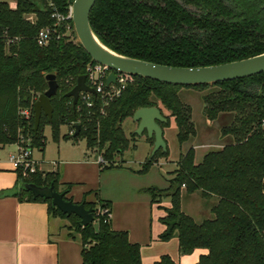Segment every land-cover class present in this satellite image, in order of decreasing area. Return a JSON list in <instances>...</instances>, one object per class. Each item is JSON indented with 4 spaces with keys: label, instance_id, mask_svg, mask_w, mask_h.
I'll return each mask as SVG.
<instances>
[{
    "label": "trees",
    "instance_id": "trees-1",
    "mask_svg": "<svg viewBox=\"0 0 264 264\" xmlns=\"http://www.w3.org/2000/svg\"><path fill=\"white\" fill-rule=\"evenodd\" d=\"M13 1L12 6L9 0H0V148L22 136L30 138L31 148L44 151L45 125L54 138L60 126L67 125L64 137L83 138L88 149L113 161L128 145L123 120L137 108L157 107L158 102L169 111L161 127H167L172 117L181 144L195 135V128L191 108L181 102L178 90H208L202 96L204 114L209 120L232 114L231 122L221 128L232 140L206 152L197 163L194 148H188L166 191L154 186L144 189L151 203L161 192L170 197V206L160 218L165 228L159 238L176 237L179 254L205 249L194 264H264V73L195 86L133 76L107 103L93 95L91 106L78 99L73 108L65 94L86 73L87 64L95 62L77 41L71 19L55 27L58 38L45 45L36 41L40 29L54 26L51 13L66 15L73 0ZM89 22L101 42L114 51L164 65H216L264 52V0H96ZM49 73L55 74L58 84L50 97L52 119L42 115L34 132L33 103L47 89ZM23 109L29 110L28 118L21 114ZM75 125L80 128L73 135ZM167 152L158 150L138 172H147ZM58 183L57 172L37 171L25 177L18 173L15 187L0 191V196L45 202L50 215L69 220L80 236L81 264H142L140 244L130 242L126 230L113 229L110 218L95 215L98 206L110 211L108 201L100 199L97 205L84 200L85 207L93 209L96 226L93 222L82 226L79 217L66 215L51 199L34 197L25 187L53 184L57 190ZM71 187L66 183L61 190L66 200H72L66 196ZM182 187L186 194L199 191L202 198L215 199L212 217L196 222L184 213ZM154 264L181 263L164 254Z\"/></svg>",
    "mask_w": 264,
    "mask_h": 264
},
{
    "label": "rangeland",
    "instance_id": "rangeland-1",
    "mask_svg": "<svg viewBox=\"0 0 264 264\" xmlns=\"http://www.w3.org/2000/svg\"><path fill=\"white\" fill-rule=\"evenodd\" d=\"M9 2L10 5H14L13 0H9ZM207 91L186 87H181L178 90L181 102L191 108V120L194 124L195 135L180 144L176 137L177 128L173 118L170 117L169 125L163 128V137L168 151L167 156L158 157L145 173H139L138 170L150 158L153 141L148 139L146 133L141 135L134 133L137 122L132 117H127L121 124L124 136L128 140L126 149L113 161L106 159L102 165L96 162L97 154L86 147L83 138L79 137L73 140L64 137L69 132L67 125L60 126L57 138L53 137L48 124L43 129L46 140L45 146L50 160L81 158L82 161L86 160L88 163V165L81 167L63 163V168H61V164L58 168L59 174L64 169L68 177L82 181L79 184L73 183L75 195L73 202L86 200L88 203L97 204L98 200L108 198L112 204L111 210L114 220L129 228L132 240H139V244L142 246L143 264H154V261L164 254L181 264H194L195 261L193 260L198 253H206L205 249H196L191 254H179L175 237L168 241L161 240L159 234L165 226L159 221V216L166 214L165 209L170 206V197L166 194L167 192L158 193L154 203H161L165 207L158 209L156 205H153L151 211L148 212L147 203L150 196L138 188L154 186L166 191L169 186L168 179L173 176L174 170L178 167V161L188 148H194L195 163H197L206 152L218 150L232 140L231 137L221 133V128L231 122L232 114H220L215 120H209L205 116L202 96ZM157 107L161 109L164 116H169V111L159 102ZM13 149V144L6 145L2 153H7ZM43 152L34 148V158L41 156ZM54 165L56 166L55 162ZM64 184L58 185L57 191L61 192L65 187ZM215 202V199L206 200L202 198L199 191L186 194L184 187H182L181 210L190 215L196 222L212 217L210 208ZM93 223L96 226L95 220ZM57 236L71 238L68 253H71L72 256L74 254L78 256L81 249L80 236L69 220H59Z\"/></svg>",
    "mask_w": 264,
    "mask_h": 264
},
{
    "label": "water",
    "instance_id": "water-1",
    "mask_svg": "<svg viewBox=\"0 0 264 264\" xmlns=\"http://www.w3.org/2000/svg\"><path fill=\"white\" fill-rule=\"evenodd\" d=\"M95 1L73 0L68 7V12L76 39L91 60L108 67L112 71L181 86L213 84L264 73V52L240 60L196 67L164 65L120 54L101 42L91 28L89 15ZM45 79L47 89L39 94L33 103L34 132L37 131L42 115L46 116L48 121L52 119L53 108L50 97L56 94L58 84L53 73L46 74ZM114 80L115 75L110 73L106 77V84L108 85ZM81 92H89L95 95V90L86 84L85 74L78 76L75 85L65 94L67 97H71L73 108L76 106ZM132 119L137 122L134 133L139 135L146 133L149 139H153L150 158L160 149L163 152L166 151L167 147L161 123H165L167 118L158 107H139L134 111ZM79 128V125H75L73 135L78 133ZM25 187L32 192L34 197L40 196L51 199L52 204L66 215L74 214L79 217V224L82 226L94 221L91 207L86 208L84 201L75 203L72 200L64 199V193L57 191L53 184L49 186L27 184Z\"/></svg>",
    "mask_w": 264,
    "mask_h": 264
},
{
    "label": "crops",
    "instance_id": "crops-1",
    "mask_svg": "<svg viewBox=\"0 0 264 264\" xmlns=\"http://www.w3.org/2000/svg\"><path fill=\"white\" fill-rule=\"evenodd\" d=\"M13 146L14 149L12 151H7V153H2L5 146L0 148V191L11 190L17 184V174L9 161V155L15 151V145L13 144ZM35 159L39 161L42 171L58 173V185L64 183L72 184L66 196L74 201L73 198L75 195L73 185L75 183L79 184L82 181L68 177L64 169L62 170L63 172L59 174L58 168L60 164L61 168H63V163H70L81 167L88 165L87 161H82L81 158H66L67 160L57 158L56 161L50 160L46 146L42 155ZM48 164L51 165L49 166ZM145 188L146 187H139L138 189L146 192L144 190ZM102 200L110 203V221L112 228L115 230H126L129 241L139 244V240L131 239V231L127 226L114 220L115 218L112 214V204L110 200L108 198H102ZM153 205H156L158 209H163L165 207L162 206L161 203H151L150 197H148V212L151 211ZM161 217H163V215L159 216L160 222ZM63 219L64 218L50 215L47 203L45 202L21 201L12 194L0 196V264H81L80 250L78 256L76 254L72 256L71 253H68L71 238H61L57 236L59 220ZM175 239L177 240L176 237ZM141 250L142 246L140 245V254ZM201 254L202 252L198 253L197 257L194 258L193 261H195V263L198 261ZM142 261L141 254V263L143 264ZM156 261H154V263Z\"/></svg>",
    "mask_w": 264,
    "mask_h": 264
},
{
    "label": "built area",
    "instance_id": "built-area-1",
    "mask_svg": "<svg viewBox=\"0 0 264 264\" xmlns=\"http://www.w3.org/2000/svg\"><path fill=\"white\" fill-rule=\"evenodd\" d=\"M51 18L54 19V26L40 29L36 35V41L39 45H45L52 37L58 38L60 36L55 27L61 23L65 24L66 21L70 19V13L68 12L66 15H63L54 10L51 13ZM68 27L69 26L66 25V28ZM14 39L9 38V41L12 42ZM110 73L115 75V80L107 85L106 77ZM85 75L86 84L95 90V95L89 92H81L79 94L78 99H81L87 106L92 105L91 96L93 95L100 96L104 103L119 96L133 77L123 72L112 71L108 67L97 62L87 64ZM21 114L28 118L29 110L23 109L21 110ZM14 145L15 151L9 155V161L16 174L20 173L22 177H25L37 171H42L39 161L33 156V148L30 146V138L20 136L19 140L15 142ZM96 162L102 165L105 163V159L101 154H98ZM94 213L97 217L104 216L110 218V211L107 207L98 206Z\"/></svg>",
    "mask_w": 264,
    "mask_h": 264
}]
</instances>
